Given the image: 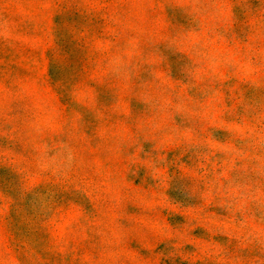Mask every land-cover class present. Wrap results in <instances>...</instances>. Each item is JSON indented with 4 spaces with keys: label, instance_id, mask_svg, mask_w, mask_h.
Wrapping results in <instances>:
<instances>
[{
    "label": "rangeland",
    "instance_id": "obj_1",
    "mask_svg": "<svg viewBox=\"0 0 264 264\" xmlns=\"http://www.w3.org/2000/svg\"><path fill=\"white\" fill-rule=\"evenodd\" d=\"M0 264H264V0H0Z\"/></svg>",
    "mask_w": 264,
    "mask_h": 264
}]
</instances>
